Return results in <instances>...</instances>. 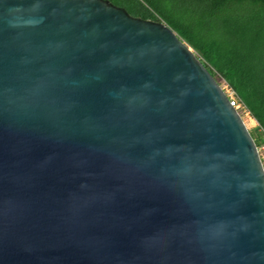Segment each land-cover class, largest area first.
Returning <instances> with one entry per match:
<instances>
[{
    "label": "water",
    "instance_id": "obj_1",
    "mask_svg": "<svg viewBox=\"0 0 264 264\" xmlns=\"http://www.w3.org/2000/svg\"><path fill=\"white\" fill-rule=\"evenodd\" d=\"M0 264H264V168L160 20L0 0Z\"/></svg>",
    "mask_w": 264,
    "mask_h": 264
},
{
    "label": "trees",
    "instance_id": "obj_2",
    "mask_svg": "<svg viewBox=\"0 0 264 264\" xmlns=\"http://www.w3.org/2000/svg\"><path fill=\"white\" fill-rule=\"evenodd\" d=\"M130 15L160 20L223 81L264 141V0H109Z\"/></svg>",
    "mask_w": 264,
    "mask_h": 264
},
{
    "label": "rangeland",
    "instance_id": "obj_3",
    "mask_svg": "<svg viewBox=\"0 0 264 264\" xmlns=\"http://www.w3.org/2000/svg\"><path fill=\"white\" fill-rule=\"evenodd\" d=\"M219 86L221 87V89L223 90L226 96H229L231 94L230 89L226 86V84L223 81L219 80ZM236 111L240 115L247 130L251 132V135L254 137L256 134H259L256 129L257 127L256 121L249 116L248 112L244 109V107L241 104L237 105ZM258 151H259L258 152L259 158L264 168V148H259Z\"/></svg>",
    "mask_w": 264,
    "mask_h": 264
},
{
    "label": "built area",
    "instance_id": "obj_4",
    "mask_svg": "<svg viewBox=\"0 0 264 264\" xmlns=\"http://www.w3.org/2000/svg\"><path fill=\"white\" fill-rule=\"evenodd\" d=\"M227 86V85H226ZM228 87V86H227ZM229 88V87H228ZM230 89V88H229ZM231 91V94L229 96H226L228 98V101H229V104L231 106H233L235 109L237 107V105H239L240 103L238 102V100L236 99L233 91L230 89ZM263 137V140H264V134L261 135ZM259 148H264V141L261 143V145H259L258 147H256L257 149V152H259ZM259 155V154H258ZM261 161V160H260Z\"/></svg>",
    "mask_w": 264,
    "mask_h": 264
}]
</instances>
